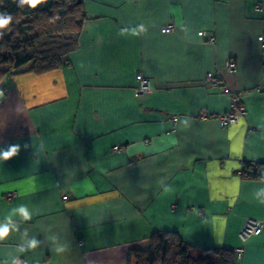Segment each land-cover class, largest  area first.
<instances>
[{
    "label": "crops",
    "instance_id": "0c3cea01",
    "mask_svg": "<svg viewBox=\"0 0 264 264\" xmlns=\"http://www.w3.org/2000/svg\"><path fill=\"white\" fill-rule=\"evenodd\" d=\"M82 1L89 19L68 65L1 89L0 149H21L0 161V264H127L165 231L264 264V231L242 236L246 219L264 221V180L241 176L264 162V0ZM237 91L238 123L198 118L227 113Z\"/></svg>",
    "mask_w": 264,
    "mask_h": 264
},
{
    "label": "trees",
    "instance_id": "16d2710c",
    "mask_svg": "<svg viewBox=\"0 0 264 264\" xmlns=\"http://www.w3.org/2000/svg\"><path fill=\"white\" fill-rule=\"evenodd\" d=\"M0 14L12 17L0 38V92L10 77L67 66L89 19L82 0H0ZM241 176L264 180V162H245ZM234 251L194 247L165 231L154 233L147 249L131 250L127 264H238Z\"/></svg>",
    "mask_w": 264,
    "mask_h": 264
},
{
    "label": "built area",
    "instance_id": "2783aa9c",
    "mask_svg": "<svg viewBox=\"0 0 264 264\" xmlns=\"http://www.w3.org/2000/svg\"><path fill=\"white\" fill-rule=\"evenodd\" d=\"M174 30H175L174 23H168L161 27V32L164 34L172 33L174 32ZM198 34L200 37L206 39L209 43H213L215 41V38L212 34L206 33L204 31H200ZM258 42L262 47V53L264 57V33L258 36ZM226 69L228 72L233 73L236 71L237 67L235 63L229 61L226 64ZM219 82H220V76L218 73L210 72L206 75L207 85H218ZM149 91H150L149 80L140 76L137 93L145 94ZM243 99H244V93L240 91L234 92L231 94V105L227 113L223 115L215 116V115H210L208 111L202 109L198 113V118L202 120H206L215 117L222 127H226L238 123L247 114L246 108L243 104ZM116 149L117 148H114V150ZM15 196H16L15 192H10L8 193L7 198L11 199ZM68 199H69V195L67 194L62 195V200L67 201ZM262 231H264V221L246 219L242 229V236L244 238L253 235L255 236V235H259ZM234 252H235L236 260L238 261L242 258L244 254V249L240 247L235 249Z\"/></svg>",
    "mask_w": 264,
    "mask_h": 264
},
{
    "label": "clouds",
    "instance_id": "9594fccd",
    "mask_svg": "<svg viewBox=\"0 0 264 264\" xmlns=\"http://www.w3.org/2000/svg\"><path fill=\"white\" fill-rule=\"evenodd\" d=\"M20 3L21 4L28 3V0H20ZM11 22H12L11 15L0 14V38H2V36L4 34L3 30L6 29ZM139 30L140 31L145 30V26L143 24H141L139 26ZM132 34L137 35V34H139V31L133 30ZM0 93H2V92H0ZM24 147H27V145H25ZM20 149H21L20 144H12V145H9L7 147V149H0V161L10 160L14 156L18 155ZM260 202L264 203V201H260ZM14 211H15L16 215L20 216L24 220H31V218H32L29 209L24 205H21V206L15 208ZM9 231H10L9 227L6 224L0 225V236L7 237ZM30 247L31 248L37 247V242L34 239L31 241ZM66 248H67V246L64 248H57L56 251L58 253H63L66 250Z\"/></svg>",
    "mask_w": 264,
    "mask_h": 264
},
{
    "label": "snow or ice",
    "instance_id": "6c2138e0",
    "mask_svg": "<svg viewBox=\"0 0 264 264\" xmlns=\"http://www.w3.org/2000/svg\"><path fill=\"white\" fill-rule=\"evenodd\" d=\"M32 2L35 4L36 3V0H32Z\"/></svg>",
    "mask_w": 264,
    "mask_h": 264
}]
</instances>
